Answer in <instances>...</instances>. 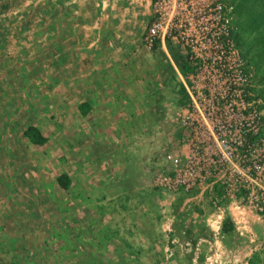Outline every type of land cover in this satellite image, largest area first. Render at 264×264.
Here are the masks:
<instances>
[{"label":"rangeland","instance_id":"374dc122","mask_svg":"<svg viewBox=\"0 0 264 264\" xmlns=\"http://www.w3.org/2000/svg\"><path fill=\"white\" fill-rule=\"evenodd\" d=\"M232 2L264 109V0ZM144 53L147 95L93 96L89 116L77 109L81 94L44 78L47 67L20 79V65H0L9 74H0V264H264V219L231 204L215 224L208 197L157 186L175 168L166 156L182 160L188 150L180 120L188 68L171 43ZM29 125L45 144L24 136ZM127 230L147 236L104 239Z\"/></svg>","mask_w":264,"mask_h":264},{"label":"built area","instance_id":"2783aa9c","mask_svg":"<svg viewBox=\"0 0 264 264\" xmlns=\"http://www.w3.org/2000/svg\"><path fill=\"white\" fill-rule=\"evenodd\" d=\"M151 11L143 45L179 47L188 68L180 119L188 150L182 160L166 156L175 168L157 186L208 197L217 216L206 220L215 224L231 204L264 219V109L238 43L234 3L152 0Z\"/></svg>","mask_w":264,"mask_h":264},{"label":"crops","instance_id":"0c3cea01","mask_svg":"<svg viewBox=\"0 0 264 264\" xmlns=\"http://www.w3.org/2000/svg\"><path fill=\"white\" fill-rule=\"evenodd\" d=\"M151 4L152 0H0V65H20V76H15L20 79H35L40 65L47 67L41 72L45 79L63 81L62 90L81 94L77 109L87 110L85 116L95 111L93 96L120 91L128 98H141L147 95L142 38ZM0 74L9 77L7 70ZM141 84L139 92L132 91ZM118 232L103 238L147 236Z\"/></svg>","mask_w":264,"mask_h":264},{"label":"trees","instance_id":"16d2710c","mask_svg":"<svg viewBox=\"0 0 264 264\" xmlns=\"http://www.w3.org/2000/svg\"><path fill=\"white\" fill-rule=\"evenodd\" d=\"M238 39V36H237ZM239 43V42H238ZM244 54V53H243ZM245 56V55H244ZM246 58V57H245ZM87 110H82L84 114ZM23 134L27 139L34 145H43L47 141V137L40 131V129L35 125H29L24 131ZM58 185L63 189H68L71 184V180L66 173H61L56 177Z\"/></svg>","mask_w":264,"mask_h":264}]
</instances>
